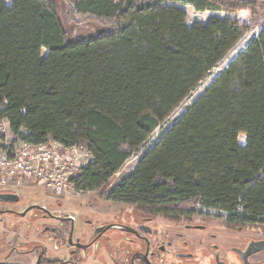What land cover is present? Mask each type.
I'll return each mask as SVG.
<instances>
[{
	"label": "trees",
	"instance_id": "obj_1",
	"mask_svg": "<svg viewBox=\"0 0 264 264\" xmlns=\"http://www.w3.org/2000/svg\"><path fill=\"white\" fill-rule=\"evenodd\" d=\"M63 2L70 16L101 32L71 42L54 0H0V123L35 145L53 140L90 150L94 161L73 180L78 192L104 189L253 27L221 18L190 26L177 5L252 16L256 7L241 0ZM107 199L174 223L202 213L199 207L233 230L264 223V27ZM45 255L37 264H73Z\"/></svg>",
	"mask_w": 264,
	"mask_h": 264
},
{
	"label": "rangeland",
	"instance_id": "obj_2",
	"mask_svg": "<svg viewBox=\"0 0 264 264\" xmlns=\"http://www.w3.org/2000/svg\"><path fill=\"white\" fill-rule=\"evenodd\" d=\"M63 20L68 38L71 42L79 41L90 37H95L101 32L98 24L87 23L83 19L70 16L68 7L63 0H54ZM10 5V1L7 2ZM255 15L247 12H235L231 14L244 13L247 19H235L250 24L253 27L248 30L237 46L228 54V56L200 83L192 95L186 99L172 115L152 134L149 141L132 157L108 183V185L97 191L78 192L69 191L67 197L61 198L63 207L59 208V203L53 200V196L47 189L37 186L33 182L14 186L11 189L0 188V193L10 191L18 193L22 200L20 204L12 208L23 211L27 206L37 204L49 207L54 213H65L70 216L72 227L61 226L57 223L48 221H36V211H32L26 218H17L11 214L0 216V263L3 264H37L40 251L45 250V258L52 261H62L72 259L73 264H130V260L138 251H144L145 244L137 239L132 233L122 229L113 228L105 233L99 241H95L96 229L116 224L138 227L142 223L140 215L134 206L123 203L109 201L107 195L123 177L127 176L136 167L140 157L151 148L158 140L160 135L170 127L175 120L181 116L192 101L202 94L211 82L224 70V68L249 44V42L264 27V2L255 4ZM187 9V8H186ZM188 11V10H186ZM233 16V17H235ZM202 16L196 15L190 11L188 25H193L196 21H206L207 19H198ZM234 20V19H233ZM12 136V135H11ZM10 136V140L12 137ZM143 151V152H142ZM142 152V154H141ZM42 206V207H43ZM0 208H3L0 206ZM202 213L194 216L191 225L212 226L209 231L188 230L185 228V222L173 225L169 220L163 217H157L153 225L155 235L160 238H152L154 244L153 251L157 252L155 264H179L181 259L177 258L175 253H158L157 245L163 240L177 246V250H186L195 254V259L201 264H242L234 258V249L239 240L234 239L235 235L228 232L221 225L224 216H214L217 214L214 210H201ZM206 215H211L207 217ZM225 215V214H221ZM41 220V219H40ZM46 224L54 225L56 233H47L44 235ZM217 235L214 240L210 233ZM245 232H258V228L246 229ZM70 233L72 240L79 242L80 245L87 246L85 251L75 252L70 246ZM182 235V236H181ZM154 237V236H153ZM213 241H212V240ZM190 242L186 245L184 242ZM218 253V254H217ZM256 261H261L257 256ZM221 260V261H220Z\"/></svg>",
	"mask_w": 264,
	"mask_h": 264
},
{
	"label": "built area",
	"instance_id": "obj_3",
	"mask_svg": "<svg viewBox=\"0 0 264 264\" xmlns=\"http://www.w3.org/2000/svg\"><path fill=\"white\" fill-rule=\"evenodd\" d=\"M10 136L8 122L2 121L0 188L33 182L48 193L65 198L69 191L76 190L73 180L94 161L93 153L83 145L67 146L53 140L35 145L14 136L10 140Z\"/></svg>",
	"mask_w": 264,
	"mask_h": 264
},
{
	"label": "flooded vegetation",
	"instance_id": "obj_4",
	"mask_svg": "<svg viewBox=\"0 0 264 264\" xmlns=\"http://www.w3.org/2000/svg\"><path fill=\"white\" fill-rule=\"evenodd\" d=\"M2 193H16V192L6 191V192H2ZM51 195L53 196V200H55L57 203H59V208H62L63 207V203L60 201V198L56 197L53 194H51ZM21 200H22V198L20 196V202H21ZM20 202L19 203H1L0 202V206L3 207V208H0V211H1L0 212V216H3L5 214H11V215H13V216H15L17 218H23L24 219V218H26L29 215L30 212L36 211L37 213L40 214L39 217H37L38 214H35V217L37 218L36 221H48V223L52 222V223L60 224L61 226H70V227H72V221H71L72 219H70V216L66 215L65 213H63V214L54 213L53 209H50L49 207H45L43 205H40V206L37 205V204L30 205V207H32V206H37V207L33 208L24 217H22L21 213L26 211L29 208V206H27V208H25L23 211H18L16 209L12 208L13 206L20 204ZM43 208H45V210ZM137 213L140 215V217L142 219V223H140V225H138V227L132 228L131 226L129 227V226H125V225L116 224L115 222L113 224L111 223L109 225H112L113 228L122 229V230H125L127 232L132 233L137 239H139L140 241H142L145 244V249H143L144 251H138L135 254H133V257L130 260V264H155V258L158 256V254H157V252L152 250L153 246H156L154 244V241L152 240V238L155 239V237H157V238H160V237L158 235L157 236L155 235V232H154V230L152 228L153 227L152 224L155 222V220L157 218L145 217L142 214H140L138 211H137ZM196 215H198V214H195V215L191 216L187 221H184L186 223L185 224V228L186 229H188V230L209 231L211 228H213L212 226H208V225H205V226L191 225L192 220H193L194 216H196ZM166 220H168V219H166ZM170 222L174 223L172 221H170ZM178 224H180V223H174L173 225H178ZM46 225L47 226H46V228L43 231L44 235L47 234V233H50V234L56 233L54 225H51V224H46ZM109 225H107V226H109ZM221 226L225 230H227L228 232L234 233L235 235L233 236V238L237 239L241 243H243V245H240L238 243L237 247L233 251L235 253L234 258L237 261H240L242 264H264V251L258 252L256 254H252L250 256L246 255V253H245L247 248H248V246L250 245V243L264 241V223L257 224L255 226H251V227H247V228H239L237 230H233V229L227 228L224 225V221H223V224ZM102 227H104V226H102ZM250 228H258V232H255V233L245 232L246 229H250ZM52 229L55 230V232H52ZM96 231H97V229H96ZM96 231H95V241H94V243L99 241V239L105 234L104 233L100 237L99 236L100 234L96 233ZM209 235L212 236L214 240H217V237H218L217 235L213 234L212 232ZM71 241H72V244L70 242V245H71L70 247L75 252L76 251L77 252L85 251L87 249V248L86 249L78 248V246H76V244H80V243L79 242H74L72 239H71ZM162 243H163V245H161V243L157 245L158 253L162 254V253H170L172 251H176V253H175L176 257L181 259L179 264H201L195 259V254L193 252H189V251H186V250L179 251V250H177V246L175 245V243H174V245H172L171 243H168L165 240H163ZM184 243L186 245H188L190 242L185 241ZM253 249L255 250V249H257V247L253 246V247H251L250 250H253ZM41 253H45L44 248H43V250L40 251V254ZM257 256H260L261 261H256L255 258ZM62 261H69L71 263L74 262L72 259H64Z\"/></svg>",
	"mask_w": 264,
	"mask_h": 264
},
{
	"label": "water",
	"instance_id": "obj_5",
	"mask_svg": "<svg viewBox=\"0 0 264 264\" xmlns=\"http://www.w3.org/2000/svg\"><path fill=\"white\" fill-rule=\"evenodd\" d=\"M0 202L1 203H19L20 202V195L18 193H0ZM36 207L37 206L29 207L26 211L21 213V216L24 217L29 211H31L33 208H36ZM43 209L45 210V208H43ZM112 228H113L112 225L100 227L97 229L96 233H99L100 234L99 236L101 237L104 233H106L108 230H110ZM52 232H55V230L52 229ZM71 239H72V233L70 234V242L72 244ZM76 246H78V248H82V249L88 248L87 246H83L80 244H76ZM253 246H256L257 249L250 250L251 247H253ZM262 251H264V241L250 243V245L248 246L245 253H246V255L250 256L252 254H256V253L262 252Z\"/></svg>",
	"mask_w": 264,
	"mask_h": 264
},
{
	"label": "crops",
	"instance_id": "obj_6",
	"mask_svg": "<svg viewBox=\"0 0 264 264\" xmlns=\"http://www.w3.org/2000/svg\"><path fill=\"white\" fill-rule=\"evenodd\" d=\"M243 2H246V3H252V4H258L260 2H264V0H241ZM178 7H180L181 9L183 10H188L186 11L187 14H188V19H189V15H190V11H193V13L196 15H200L202 17L198 18V19H207L206 21H196V22H199V23H207L211 18H221V19H247L246 15L244 13H241V14H238L239 16H235L237 14H231V13H225V12H205V13H198L194 10V8L192 6H180V5H177ZM187 8V9H186ZM235 16V17H233ZM195 22V23H196ZM3 264V263H1Z\"/></svg>",
	"mask_w": 264,
	"mask_h": 264
}]
</instances>
